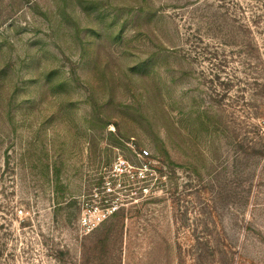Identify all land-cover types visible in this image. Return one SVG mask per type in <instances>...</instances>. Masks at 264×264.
Instances as JSON below:
<instances>
[{
  "label": "rangeland",
  "instance_id": "1",
  "mask_svg": "<svg viewBox=\"0 0 264 264\" xmlns=\"http://www.w3.org/2000/svg\"><path fill=\"white\" fill-rule=\"evenodd\" d=\"M262 76L264 0H0V264H264Z\"/></svg>",
  "mask_w": 264,
  "mask_h": 264
},
{
  "label": "trees",
  "instance_id": "2",
  "mask_svg": "<svg viewBox=\"0 0 264 264\" xmlns=\"http://www.w3.org/2000/svg\"><path fill=\"white\" fill-rule=\"evenodd\" d=\"M263 75V74H261ZM255 86H256V95H259V97L261 98L262 101V105H264V77L262 76L261 78L257 79V81H255ZM254 117L256 119H264V112H255ZM111 232V230H106L104 233V237L103 240H101V243H105L107 242L108 238H109V233Z\"/></svg>",
  "mask_w": 264,
  "mask_h": 264
},
{
  "label": "built area",
  "instance_id": "3",
  "mask_svg": "<svg viewBox=\"0 0 264 264\" xmlns=\"http://www.w3.org/2000/svg\"><path fill=\"white\" fill-rule=\"evenodd\" d=\"M143 154L146 155L147 153L146 152H143ZM118 167H120V166H118Z\"/></svg>",
  "mask_w": 264,
  "mask_h": 264
}]
</instances>
